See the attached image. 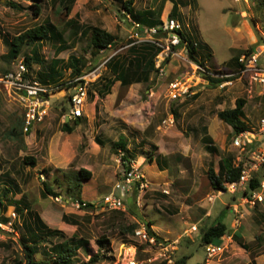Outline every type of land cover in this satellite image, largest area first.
I'll list each match as a JSON object with an SVG mask.
<instances>
[{"label":"rangeland","instance_id":"1","mask_svg":"<svg viewBox=\"0 0 264 264\" xmlns=\"http://www.w3.org/2000/svg\"><path fill=\"white\" fill-rule=\"evenodd\" d=\"M11 1L16 6L0 0V191L4 186L11 190L6 199L8 207L2 210V219L7 223L0 225L4 230L0 233V264H24L22 247L31 233L23 222L29 208L39 213L50 229L63 231L64 236L48 235L44 229L42 233L35 227L42 235L35 259L51 263L54 253L50 248L64 239L87 240V249L81 248L77 257L79 263H88L100 250L98 240L106 237L112 250L92 264H128L135 247L138 264H176L185 256H188L186 264H202L207 257L201 243L202 228L211 225L223 210L221 221L230 225L234 218L232 204L238 205V211L233 209L235 214L242 215L238 227L244 232L245 241L258 243L260 251H264V202L250 206L244 201L243 191L218 195L207 175L210 167L218 172L221 158L229 153L234 154L236 163L251 159L253 151L257 155L262 153L259 147L238 148L234 144L236 134L219 119L218 112L235 108L236 100L244 98L248 130L258 127L264 112L262 87L251 84L246 76L235 75L241 65L234 66L232 60L252 47L255 53L264 51V0H135L138 16L145 18H165L177 5L175 18L181 32L198 45L197 60L207 59L211 71L231 75L233 83L226 87L211 83L190 60L187 49L180 48L188 61L172 59L165 75L154 74L151 83H134L124 88L117 82L103 98L94 83L107 73L105 62L124 53L136 40L132 38L136 32L134 20L123 8L125 0ZM35 2L42 7L40 14L34 13ZM67 3L71 4L70 12L65 8ZM41 24L53 27L61 37L25 45L19 57L13 58L9 42ZM94 27L117 36L116 44L96 57L88 46V34ZM62 42L69 48L57 55L56 49ZM35 49L44 62L34 64L31 72L40 79L43 74L52 75L55 80L46 81L55 83L51 87L74 78L72 68H66L65 63L58 66L59 73L55 72L54 59L62 58L65 62L71 56L86 59L82 75L87 76L90 84L85 114L72 132L63 130L66 122L63 116L70 110L73 90V86L63 85L53 89L44 120L27 132L23 128L22 137L10 139L8 131L23 116V107L18 93L6 85L4 76L16 70L19 61ZM175 78L191 86L189 94L178 100L169 95V83ZM121 138L128 144L126 156L132 160L131 169L141 180L132 181L122 194L124 209H112L106 199L121 194L117 185L128 172L119 147ZM29 157L35 158V164L25 162ZM81 170L89 171L90 175L80 178V183ZM256 174L264 179V164ZM78 183L80 193L75 189ZM45 184L60 195H47ZM79 195L95 207L80 206L74 199ZM211 195L215 196L212 206ZM210 211L212 214L208 216ZM184 220L201 222L191 233ZM30 221L33 223L32 218ZM149 222L164 234H160L162 237H169L168 240L179 237L172 263L157 259L156 253L135 232L126 230L132 224L139 228ZM232 232L230 229L224 239L214 242L228 247L221 262L233 252L227 239ZM216 261L213 259L212 264ZM237 264H243V259L239 257Z\"/></svg>","mask_w":264,"mask_h":264},{"label":"trees","instance_id":"2","mask_svg":"<svg viewBox=\"0 0 264 264\" xmlns=\"http://www.w3.org/2000/svg\"><path fill=\"white\" fill-rule=\"evenodd\" d=\"M42 1V0H40ZM58 1V0H55ZM7 4L11 6H16V4L13 1H7ZM33 7L35 9V14L41 13V5L38 2L33 3ZM65 8L70 12L71 10V4L67 3L65 4ZM123 8L124 11L127 12V15L131 17L133 20L137 21L139 24H150L153 26H158L162 23L160 18L152 16V18L148 17H140L138 16V12L135 8V0H125L123 2ZM178 14V7L177 5H174L170 17L175 18ZM83 35H86V32H83ZM181 36L183 38V44L179 46L181 48L184 43L186 44V48L188 51V55L191 61H194V63L206 68V70L209 73H216V74H222L218 71H211L206 61L207 59H200L197 60L195 53L197 52L196 48L198 45L193 42V40L186 37L182 32ZM51 37H57L60 38L61 34H59L57 31L54 30L53 27H49L48 25L41 24L39 26L34 27L33 29L26 31L25 33L16 36L9 42V53L13 58L19 57L21 54V51L25 45H28L33 42H37L40 39L44 38H51ZM117 36L111 32H108L102 28L94 27L91 29V31L88 34V46L91 50L93 57L98 56L100 54V51H104L113 45L116 44ZM69 47L65 42H62L58 45L56 52L57 55H59L61 52L67 50ZM160 48L156 46L154 43L151 42H143L140 44H134L131 46H128L127 50L124 53L116 54L112 57H110L106 62V72L104 73L99 80H97L94 83V87L97 88V92L100 98L105 97L106 95L110 94L112 91L113 86L120 82L121 87L128 88L130 85L134 83H151L153 81V75L156 74V67H155V58L160 52ZM255 48L252 47L247 51V54L254 53ZM239 56L235 57L232 60V64L236 67L240 66L239 62ZM24 62L28 66L30 70H32V67L34 64H42L44 62L43 59H41L38 56L37 49H35L30 54H27L24 56ZM66 64V68H72V75L73 79L69 80L67 82H62L61 84L67 85L68 87H72L75 83L77 78L83 76V69L87 65V61L85 58H77L75 56H71L67 62H65L62 58H56L53 60V69L55 72H58V66H61L62 64ZM207 73V78L211 83H214L216 85H220L225 78H216L212 75ZM43 79H39L41 82L46 83L47 79L55 80L52 75L49 74H43L41 75ZM196 97V95L194 96ZM246 104V100L244 98H239L236 100V106L233 109H225L220 112H218V117L223 122L228 124L232 127L234 131V135L239 134L245 130H248V125L244 119V106ZM174 113L177 114L176 110H174ZM73 121V122H72ZM71 122L73 126L71 125ZM82 122V117L70 120L69 122H65L63 125V130L66 132H72L74 126L80 125ZM23 128H24V112L23 116L19 118V120L15 121V124L11 127L10 131H8V136L10 139H18L22 137L23 135ZM207 130V129H205ZM207 137V136H206ZM120 151L122 158L124 159V165L127 171L131 170V164L132 160L126 156L128 153V144L125 139L121 138L120 140ZM206 141L208 143L209 139L206 138ZM161 158V157H160ZM26 163L29 164H35V158L29 157L25 159ZM244 166L243 163H236L234 154L229 153L226 156L222 157L219 162V170L218 172L215 170L214 167H210L207 175L209 178L210 185L212 189L214 190H223L226 191L225 184L236 182L240 179L242 170ZM90 175L89 171L81 170L78 174V181L80 182V178L85 179ZM263 180V177L260 174H256L250 181L247 190L244 192L246 194L249 190L258 189L261 185V182ZM81 183V182H80ZM78 183L75 186V189L77 188V191L80 188ZM10 188L8 186H4L3 190L0 191V225L7 223L6 219H2V210H5L8 207V204L6 203V199H9L8 194L10 193ZM45 191L47 195H53L55 197H58L60 194L55 192L52 189V186L49 184H45ZM76 201L80 204V206L84 207L85 209L94 208L95 204L92 202H84L80 195L77 196ZM30 218L33 219V223L30 221ZM23 225L26 226V228L30 231L31 236L29 237L28 242L23 243V254H24V264H92L93 262H97L98 258H100L102 255L105 257L104 253H109L111 249V244L108 238L102 237L98 240V244L100 247L99 252L95 255H92L89 259V262H78L77 253L79 250L83 247L87 249L88 241L84 238H73L70 240L64 239L62 242L53 245L50 249L51 252L54 253V260L51 263L48 260H36L35 254L37 252L36 249H38V245L40 243V240L42 238V235L36 231V228H40L42 233L44 232L43 229L48 233V235H61L64 236L62 231L59 230H53L50 229L41 219L39 214L34 211H29L27 214V218L23 222ZM148 230L151 234H155V232L152 230V223L149 222L148 224ZM0 226V233H3L4 230ZM36 227V228H35ZM137 226L136 224H132L129 226L126 230L130 232H135ZM32 229V230H31ZM35 230V231H34ZM229 232V225L223 221H218L216 223H213L206 228L202 230L201 233V243L205 246L209 243H214L216 239H222L227 233ZM156 235V234H155ZM158 240H162L161 237L157 236ZM103 249H106L105 252H102ZM113 259V258H112ZM188 256H185L181 259H179L176 264H186L187 263Z\"/></svg>","mask_w":264,"mask_h":264},{"label":"built area","instance_id":"3","mask_svg":"<svg viewBox=\"0 0 264 264\" xmlns=\"http://www.w3.org/2000/svg\"><path fill=\"white\" fill-rule=\"evenodd\" d=\"M136 25V32L133 34V40L131 44H140L143 42H151L158 46L161 50L155 58L156 74L164 76L166 68L169 62L174 58H179L184 61H188V58L183 55L180 51L179 46L183 44V38L181 36V25L176 20V18L168 17L166 20L158 26H153L149 28H144L142 24L134 22ZM181 48H186V44ZM187 49V48H186ZM181 52V53H180ZM188 52V51H187ZM188 55V53H187ZM241 68L238 73L241 76H246L251 84H258L264 94V51L243 54L239 58ZM198 65V64H197ZM200 70H203L207 75L209 73L206 68L198 65ZM216 78H225V80L220 83V87H226L231 85L233 82L230 80L231 75L228 74H216L209 73ZM4 81L6 85L16 90L19 95L20 101L22 103L24 111V131L27 132L46 117L48 114V107L50 106V96L54 88H60L62 84L57 85V87H51L43 84L39 79L33 76L31 70L28 68L24 60H20L16 70L8 72L4 76ZM89 80L87 76L83 75L77 78L76 83L73 85V91L70 95L68 113H65L64 119H77L83 117L85 114L84 107L89 95ZM191 86L184 83L180 78H175L170 81L169 89L170 96L173 100H178L180 97L189 94ZM234 144L243 150L258 148L262 152L257 155L255 151L252 152L253 157L247 159L243 162L240 159L239 163H243V170L241 177L236 182L226 183V191L235 193L238 191L247 190L251 179L254 177V173L258 172L261 166L264 164V112L259 119L258 127L256 130H245L237 134L234 138ZM141 180L139 175L134 172V169L128 171L121 182L117 185V188L121 190L119 196L111 195L106 199V204L112 209H124V192L128 190V186L132 181ZM144 184H141V186ZM225 191L220 190L219 193ZM244 201L250 206L254 207L258 203L264 202V180H262L261 185L258 189L249 190L244 194ZM214 200V197L212 198ZM235 211L237 209L233 208ZM139 228L135 230V234L139 237L142 242L150 247V249L156 253L157 259H164L165 262L172 263V254L175 251L176 245L179 244L178 239H162L158 240L155 234H151L148 230L147 224H140ZM226 236L223 237V239ZM231 236L227 239H231ZM226 247L219 244L209 243L205 246V251L207 254L206 261L217 258L219 255L223 254ZM137 248L135 247L134 253L127 260L128 264H138L139 261L136 257ZM207 262L202 264H207Z\"/></svg>","mask_w":264,"mask_h":264},{"label":"crops","instance_id":"4","mask_svg":"<svg viewBox=\"0 0 264 264\" xmlns=\"http://www.w3.org/2000/svg\"><path fill=\"white\" fill-rule=\"evenodd\" d=\"M168 17L169 16H166L165 18H162V16H161L160 18H161V21H164ZM134 22H137V21L134 20ZM43 84L50 86V85H53L55 83L46 82V83H43ZM161 158H163V157H161ZM158 167H159L160 170H163L159 165H158ZM164 191H166V190H164ZM214 191H216V193L218 195L222 194V193H219V191H217V190H214ZM212 197H213V195H211L210 198H209V205L210 206H212L213 202H214V200H211ZM214 199H215V196H214ZM227 205H229V204H227ZM237 206L238 205H236V204H234V205L232 204L231 208H230L232 213L234 214V218H233V220L231 221V223L229 225V231H230V229H233V232L230 234L231 235V237H230L231 239H229L228 243L232 246L233 252H232V254H226L225 258H223V262H221L220 259H221V257H223L225 255V253H226V250H225V252L223 254H221L217 258H215L217 261L214 264H237V260H239V257H240V259H243V264H263L264 263V251H260L261 246L258 243H256V242H255L256 244H254V245L250 244V243H248L249 240L246 242L245 239H244L245 238L244 232L240 229V226L238 227V225H240V219H241L242 215L237 216L235 214L233 208L237 209L236 208ZM211 209L212 208L210 207V210ZM31 210L32 209H30V208L27 209V214ZM237 211H238V209H237ZM160 212L163 214V212L161 210H160ZM211 214H212V212L210 211L207 215L209 216ZM223 215H224V210L219 212L218 217L211 224L216 223L218 221H221L222 220L221 218L223 217ZM39 216L41 217L43 222L48 226V224L44 221L43 217L40 214H39ZM163 216L166 217V218H169L168 216H165V215H163ZM263 219H264V217H263ZM201 221H205V219L202 218ZM201 221H198L197 223H192L191 221L184 220L185 224H187L189 226L188 230H190L191 233H194V231L197 230L198 224ZM151 226H152V230L155 232L156 236H159L162 239H170L169 237H166V236L162 237L161 235H164V234L161 231H159V229L156 226H154L153 224ZM203 229L204 228H202V230ZM53 230L62 231L59 228H56V229H53ZM240 230L242 231V234L239 233ZM257 239H258V237H257ZM234 243H235V246H234ZM226 249H228V247H226ZM205 262H207V261L205 260ZM205 262H203V263H205ZM207 264H212V260L210 262H207Z\"/></svg>","mask_w":264,"mask_h":264},{"label":"clouds","instance_id":"5","mask_svg":"<svg viewBox=\"0 0 264 264\" xmlns=\"http://www.w3.org/2000/svg\"><path fill=\"white\" fill-rule=\"evenodd\" d=\"M170 17V16H169ZM231 78V77H230ZM264 180V179H263ZM220 191V190H219ZM146 224V223H145ZM148 224V223H147ZM148 226V225H147ZM228 234V233H227ZM225 236H227V235H225ZM179 238V237H178ZM223 239V238H222Z\"/></svg>","mask_w":264,"mask_h":264},{"label":"water","instance_id":"6","mask_svg":"<svg viewBox=\"0 0 264 264\" xmlns=\"http://www.w3.org/2000/svg\"><path fill=\"white\" fill-rule=\"evenodd\" d=\"M69 121V119H66V122H68Z\"/></svg>","mask_w":264,"mask_h":264}]
</instances>
